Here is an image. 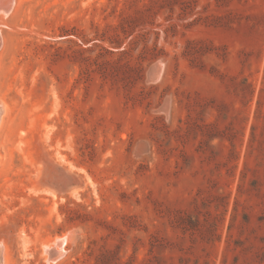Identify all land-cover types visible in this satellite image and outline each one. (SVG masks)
<instances>
[{
  "label": "rangeland",
  "instance_id": "374dc122",
  "mask_svg": "<svg viewBox=\"0 0 264 264\" xmlns=\"http://www.w3.org/2000/svg\"><path fill=\"white\" fill-rule=\"evenodd\" d=\"M15 6L5 264H46L67 233L54 264H264V0Z\"/></svg>",
  "mask_w": 264,
  "mask_h": 264
},
{
  "label": "bare ground",
  "instance_id": "6f19581e",
  "mask_svg": "<svg viewBox=\"0 0 264 264\" xmlns=\"http://www.w3.org/2000/svg\"><path fill=\"white\" fill-rule=\"evenodd\" d=\"M16 0H0V28L3 24H6V18L14 10ZM16 7V6H15ZM0 36V48L2 44ZM161 69V68H160ZM4 113V106L0 103V123ZM73 236V235H71ZM69 233L61 238H55L54 240L47 241L42 244V254L45 256L46 264H54L56 261L60 260L66 253L64 246L71 239ZM7 261L6 253L4 251L3 245H0V264H5Z\"/></svg>",
  "mask_w": 264,
  "mask_h": 264
},
{
  "label": "water",
  "instance_id": "95a60500",
  "mask_svg": "<svg viewBox=\"0 0 264 264\" xmlns=\"http://www.w3.org/2000/svg\"><path fill=\"white\" fill-rule=\"evenodd\" d=\"M73 178H74V180H75L76 184H78V185H81V183H80V181H79V179H78V178H76V177H73Z\"/></svg>",
  "mask_w": 264,
  "mask_h": 264
}]
</instances>
